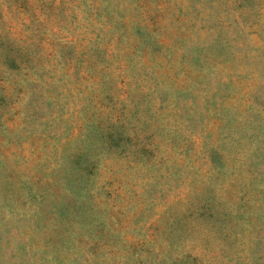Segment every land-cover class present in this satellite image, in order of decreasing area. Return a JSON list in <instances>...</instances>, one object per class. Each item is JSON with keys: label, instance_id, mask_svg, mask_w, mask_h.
<instances>
[{"label": "rangeland", "instance_id": "rangeland-1", "mask_svg": "<svg viewBox=\"0 0 264 264\" xmlns=\"http://www.w3.org/2000/svg\"><path fill=\"white\" fill-rule=\"evenodd\" d=\"M0 88V264H264V0H0Z\"/></svg>", "mask_w": 264, "mask_h": 264}, {"label": "trees", "instance_id": "trees-1", "mask_svg": "<svg viewBox=\"0 0 264 264\" xmlns=\"http://www.w3.org/2000/svg\"><path fill=\"white\" fill-rule=\"evenodd\" d=\"M14 46H12V45H10V46H8L7 48L10 50V49H12V50H18L19 51V47H18V45H16V44H13ZM14 47V48H13ZM11 57V59L13 58V57H15V56H11V55H9V58ZM2 89L0 88V91H1ZM118 119H120V117H118ZM97 126H100V124L99 125H97ZM116 127H118L119 125H115ZM94 129V128H93ZM97 135H95L94 137H96ZM126 138V137H125ZM117 140H120V138H117ZM151 149V148H150ZM143 153H145V154H147L148 156H150L151 154H152V152H151V150H149V149H144L143 150ZM78 157H80V156H78ZM93 165L91 164V162H87V164H84V172H86V174H88V172L91 170V167H92ZM153 178V177H152ZM152 180V179H151ZM153 186H156L155 184H152ZM88 193H90V192H88ZM142 197V194H135V198H134V200H138L139 198H141ZM133 200V201H134ZM80 201V200H79ZM141 201H144V202H146V198H143V199H140V200H138V201H135L136 202V204H139V203H141ZM89 205V204H88ZM110 205H111V203H110ZM76 219V218H75ZM103 222H104V220H103ZM146 240L147 239H145L144 238V236H133V239H131V241H130V243H131V245L133 244V243H135V242H138V243H140V244H144V243H146ZM124 244V243H123ZM144 246L145 247H143V252L145 253V255L146 254H148L149 252H147L146 251V248H147V245L146 244H144ZM138 261L136 260V261H134V263L136 264Z\"/></svg>", "mask_w": 264, "mask_h": 264}]
</instances>
